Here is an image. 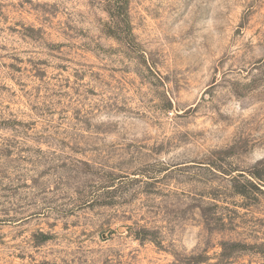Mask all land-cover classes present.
I'll return each instance as SVG.
<instances>
[{"label":"rangeland","instance_id":"374dc122","mask_svg":"<svg viewBox=\"0 0 264 264\" xmlns=\"http://www.w3.org/2000/svg\"><path fill=\"white\" fill-rule=\"evenodd\" d=\"M0 264H264V0H0Z\"/></svg>","mask_w":264,"mask_h":264},{"label":"trees","instance_id":"16d2710c","mask_svg":"<svg viewBox=\"0 0 264 264\" xmlns=\"http://www.w3.org/2000/svg\"><path fill=\"white\" fill-rule=\"evenodd\" d=\"M121 1V0H119ZM114 23H122L125 26L126 15L123 7L117 4L113 9L107 11ZM117 20V21H116Z\"/></svg>","mask_w":264,"mask_h":264}]
</instances>
